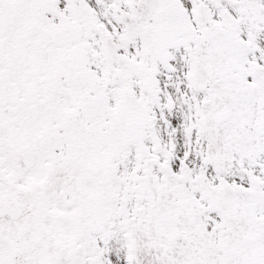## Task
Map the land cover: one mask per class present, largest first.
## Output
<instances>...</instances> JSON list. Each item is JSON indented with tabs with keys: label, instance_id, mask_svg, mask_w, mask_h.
Here are the masks:
<instances>
[{
	"label": "snow or ice",
	"instance_id": "6c2138e0",
	"mask_svg": "<svg viewBox=\"0 0 264 264\" xmlns=\"http://www.w3.org/2000/svg\"><path fill=\"white\" fill-rule=\"evenodd\" d=\"M0 264H264V0H0Z\"/></svg>",
	"mask_w": 264,
	"mask_h": 264
}]
</instances>
